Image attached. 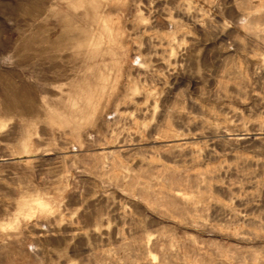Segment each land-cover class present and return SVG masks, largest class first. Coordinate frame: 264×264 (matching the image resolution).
I'll use <instances>...</instances> for the list:
<instances>
[{
    "label": "rangeland",
    "instance_id": "rangeland-1",
    "mask_svg": "<svg viewBox=\"0 0 264 264\" xmlns=\"http://www.w3.org/2000/svg\"><path fill=\"white\" fill-rule=\"evenodd\" d=\"M0 264H264V0H0Z\"/></svg>",
    "mask_w": 264,
    "mask_h": 264
},
{
    "label": "bare ground",
    "instance_id": "bare-ground-1",
    "mask_svg": "<svg viewBox=\"0 0 264 264\" xmlns=\"http://www.w3.org/2000/svg\"><path fill=\"white\" fill-rule=\"evenodd\" d=\"M43 207L46 208V205H44Z\"/></svg>",
    "mask_w": 264,
    "mask_h": 264
},
{
    "label": "clouds",
    "instance_id": "clouds-1",
    "mask_svg": "<svg viewBox=\"0 0 264 264\" xmlns=\"http://www.w3.org/2000/svg\"><path fill=\"white\" fill-rule=\"evenodd\" d=\"M137 63H138V61H137Z\"/></svg>",
    "mask_w": 264,
    "mask_h": 264
}]
</instances>
